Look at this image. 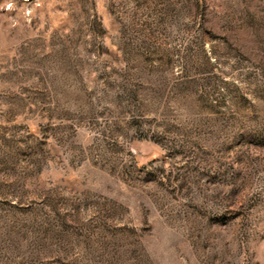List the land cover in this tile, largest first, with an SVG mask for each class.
Masks as SVG:
<instances>
[{
  "label": "rangeland",
  "instance_id": "1",
  "mask_svg": "<svg viewBox=\"0 0 264 264\" xmlns=\"http://www.w3.org/2000/svg\"><path fill=\"white\" fill-rule=\"evenodd\" d=\"M0 264H264V0H0Z\"/></svg>",
  "mask_w": 264,
  "mask_h": 264
}]
</instances>
